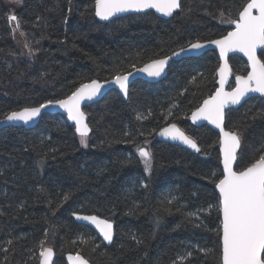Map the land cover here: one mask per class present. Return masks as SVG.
Here are the masks:
<instances>
[{
	"label": "trees",
	"instance_id": "trees-1",
	"mask_svg": "<svg viewBox=\"0 0 264 264\" xmlns=\"http://www.w3.org/2000/svg\"><path fill=\"white\" fill-rule=\"evenodd\" d=\"M247 2L182 0L166 21L148 13L100 24L95 0H21L11 13L0 0V120L65 99L93 79L110 80L191 43L221 38ZM9 14L24 33L25 52L9 29ZM259 59L264 63V52ZM229 64L234 76L247 73L241 59ZM218 67L217 55L206 52L172 63L158 84L134 81L126 100L109 92L84 108L87 147L58 114L28 130L0 128V264H38L41 247L53 249L54 264H65L66 254L90 264H221L219 136L189 122L215 91ZM170 123L196 141L199 154L156 141ZM224 128L241 136L235 170H243L264 149V100L249 99L227 112ZM137 145L153 155L150 173ZM73 214L112 222V245L76 224Z\"/></svg>",
	"mask_w": 264,
	"mask_h": 264
},
{
	"label": "snow or ice",
	"instance_id": "snow-or-ice-1",
	"mask_svg": "<svg viewBox=\"0 0 264 264\" xmlns=\"http://www.w3.org/2000/svg\"><path fill=\"white\" fill-rule=\"evenodd\" d=\"M20 3L21 0H15ZM181 8V0H95V16L101 20H108L110 17L119 13L129 11L143 12L146 9H155L162 12L165 16H171L174 10ZM256 14H253V10ZM221 17L224 13L221 12ZM12 21H17L16 28L19 29V22L15 15L9 17ZM221 22H225L221 20ZM228 23L234 24L235 29L229 31L226 36L218 40H211L208 43L214 44L219 49L220 60V85L216 93L209 99L204 100L203 105L192 113L193 122L207 120L220 130V154L223 164V178L215 181V188L219 192L218 212L220 214V228L218 231L221 245L222 264H264V149H261L259 158L250 163L243 170H234V162L237 161L238 149L241 147V136L235 131H225L224 109L229 105L239 104L241 98L248 93H259L264 96V63L257 59V49L264 48V0H250L239 12L238 20H230ZM21 35H24L21 32ZM25 47H28L27 43ZM205 45L199 42L191 43L187 48L181 47L178 52H173L171 56L161 59H151L142 68L135 69L144 73L147 77H160L169 67L172 57L180 56L182 53L197 51ZM241 52L249 61L251 71L246 77L236 76V86L231 92H224L225 76L229 71L226 57L230 52ZM31 55V49H29ZM135 68V65H132ZM127 74L117 73L114 77L104 84H114L119 87L125 97L129 95V77ZM195 80V78H193ZM98 80H91L90 83L81 84L70 96L61 100H50L39 107H25L20 111H12L5 114V121H23L25 124L40 115L41 109L51 105H58L67 112V118L74 121L76 132L80 135V143L87 147L88 126L85 123V113L81 111V101L92 100L104 87ZM168 115H171L169 111ZM140 119V117H137ZM160 136L178 140L189 148L200 152L196 141L185 134L175 123L163 127ZM128 133H125L127 136ZM145 143H148L145 140ZM140 157V163L144 165L145 173H150L153 167V155L150 150L136 146ZM215 173L209 177L210 182L214 181ZM146 187V185H145ZM69 196L65 195L64 200ZM175 199V197H173ZM171 204V200L167 201ZM211 207V206H210ZM170 213V209L165 208ZM171 214V213H170ZM195 215L189 213L188 216ZM78 220L88 221L95 226L103 237L104 241H113V224L109 220L100 219L96 215H78ZM187 219V217H186ZM191 222V221H189ZM159 224V220H157ZM200 227L199 224L195 225ZM136 239L135 236L132 237ZM138 243L140 241H137ZM11 243V241H9ZM201 251H206L202 249ZM192 254L180 256L181 261L187 259ZM40 256L43 257L41 264H49L53 256L52 248L41 247ZM75 259L77 264H88L80 256L69 257ZM173 264H176L173 261Z\"/></svg>",
	"mask_w": 264,
	"mask_h": 264
},
{
	"label": "water",
	"instance_id": "water-1",
	"mask_svg": "<svg viewBox=\"0 0 264 264\" xmlns=\"http://www.w3.org/2000/svg\"><path fill=\"white\" fill-rule=\"evenodd\" d=\"M248 2H250V0H248ZM179 10L180 9L174 10L173 14L178 12ZM242 10H243V8H242ZM148 13H152L155 17H157V18H159L161 20H164V21L169 20L173 16V14L171 16H165L162 12H157L155 9H146L143 12L129 11V12H126V13H119V14H117L115 16L110 17L108 20H101L99 17L95 16V4H94V17L100 24H109V23H111L112 21H114L116 19L124 18V17H127V16L146 15ZM253 14H256V10L255 9L253 10ZM238 18H239V15H238L236 20H238ZM234 29H235V25L231 24L229 31H233ZM228 32L226 33V35L228 34ZM223 37H221V38H223ZM221 38H218V39H221ZM218 39H215V40H218ZM199 43L204 44L205 47L200 49V50H197V51H190V52L182 53L180 56L172 57V59L169 61V66L172 63H175V62H180V61L185 60V59L199 57V56L203 55L206 52H214L217 55V58H218V61H219V67H218V69L216 71V89H215V91L212 94V95H214L216 93V90L221 87L219 69H220V66L223 63V61L220 60L219 49L214 44H209L208 42H199ZM187 47H185V48H187ZM178 51H176V52H178ZM263 52H264V48H258L257 49V59H259V54L263 53ZM171 55L172 54H170L169 56H171ZM230 58H239L243 62H245L247 73L245 75H242L243 77H246L248 72L251 71V66L249 64L248 58L243 53L238 52V51L228 53V55L226 57V60H227L229 71L226 73V76H225V84L223 86L224 92H231L232 89L235 88V86H236V76L233 75L232 69H231L230 64H229V59ZM143 66H141L139 68H142ZM135 69H138V68H135ZM135 69L130 71L132 73V75L129 77V87L136 80H140V81L146 82L148 84H158L161 80H163L167 76V73H168V69H167L166 72L163 73L160 77L150 78V77H147L146 74L138 72ZM110 80H108V81H110ZM90 82H87V83H90ZM99 82L104 84L105 81H103V82L99 81ZM87 83H84V84H87ZM231 85H232V88H230ZM111 91H115L123 100H126L128 98V96L125 97L124 94L120 92L119 87L117 85H114V84H111V83L104 84V87L101 90V92L97 96H95L92 100L81 101V111L84 112V108L99 102L100 100H102ZM210 97H208L206 99H209ZM249 99H261V100H264V96H262L259 93H248L246 96L241 98V101H240L239 104H236V105L229 104L224 109L225 114L227 112L231 111V110H237L244 102H246ZM203 102L200 104V106L203 105ZM196 110H194V111H196ZM192 113L189 116V122H190L191 125H193L195 127L206 126L210 130L215 132L220 138V130L218 128H216L214 125L210 124L207 120H198L196 122H193V120L191 119ZM56 114H58L60 116H63L65 118V121H66L67 125L70 126V127H73L74 130H75L76 135L80 137V135L76 132L75 122L68 120L67 112L64 109L60 108L58 105H51V106H49V107H47L45 109H41L40 115L37 116L36 118H34L32 121L28 122L27 124H25L23 121H5V120L2 119V120H0V128H18V129L22 128V129L28 130V129L34 128L39 123V121L41 120V118L43 116H45V115H56ZM224 122H225V120H224ZM85 123L88 126V118H87L86 114H85ZM167 126L168 125H166L164 127H167ZM88 129H89V131H88V135H89L90 134V128L88 127ZM159 131L157 133H159ZM157 133H156V136H155L157 142L168 144V145H171V146H174V147H178V148H180L182 150H185V151H187V152H189V153H191L193 155L199 154V152H196L194 149L189 148L187 145L181 143L180 141L172 140L169 137L160 136ZM239 149H238V152H239ZM218 153H219L220 168H221V171H222V178H223V164L221 162L222 161V157H221V154H220V144H219V147H218ZM236 163H237V161L234 162V170H235V167H236ZM215 193H216L217 197L219 198V192H218V190L216 188H215ZM78 215L83 216L81 214H73L71 216V218L74 220V222L76 224L82 225V226H85V227H88L89 229H91L96 234V236L102 241V243H103V245H105V247H110L112 245L113 241L111 243H109L107 241H104L103 237L100 235L99 231L95 228V226L93 224H91L88 221L78 220L76 218ZM220 219H221V217H220ZM113 234H114V225H113ZM113 239H114V236H113ZM220 248H221V245H220ZM76 256H80L82 259H84L80 254H66L65 258H64L65 264H77V261L75 259L69 260V257L75 258ZM221 256H222V253H221ZM42 259H43V257L40 256L38 264H41V260ZM54 261H55V255H54V252H53V256H52L51 260L49 261V264H54ZM88 264H90V263L88 262ZM221 264H222V260H221Z\"/></svg>",
	"mask_w": 264,
	"mask_h": 264
},
{
	"label": "rangeland",
	"instance_id": "rangeland-1",
	"mask_svg": "<svg viewBox=\"0 0 264 264\" xmlns=\"http://www.w3.org/2000/svg\"><path fill=\"white\" fill-rule=\"evenodd\" d=\"M2 1L5 4H7L8 7H10V13L12 12L13 9L18 8L20 5V3L15 2V0H2ZM12 15H14V14H9L7 16V22H8L9 29H10L12 36L14 37L16 44L19 47L20 51L25 52V46L21 41L22 38H21V35L19 33V29L13 31V29L16 28L17 21H12L9 19V17Z\"/></svg>",
	"mask_w": 264,
	"mask_h": 264
},
{
	"label": "flooded vegetation",
	"instance_id": "flooded-vegetation-1",
	"mask_svg": "<svg viewBox=\"0 0 264 264\" xmlns=\"http://www.w3.org/2000/svg\"><path fill=\"white\" fill-rule=\"evenodd\" d=\"M96 236V234H95ZM114 236H115V229H114ZM97 237V236H96ZM98 238V237H97ZM99 239V238H98ZM114 240V239H113ZM99 241L102 243V241L99 239ZM103 244V243H102Z\"/></svg>",
	"mask_w": 264,
	"mask_h": 264
},
{
	"label": "crops",
	"instance_id": "crops-1",
	"mask_svg": "<svg viewBox=\"0 0 264 264\" xmlns=\"http://www.w3.org/2000/svg\"><path fill=\"white\" fill-rule=\"evenodd\" d=\"M231 26V25H230Z\"/></svg>",
	"mask_w": 264,
	"mask_h": 264
}]
</instances>
